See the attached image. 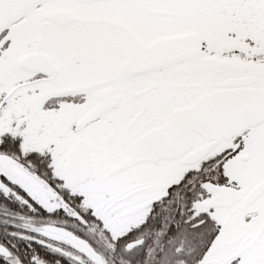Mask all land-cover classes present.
Returning <instances> with one entry per match:
<instances>
[{"label": "snow or ice", "instance_id": "6c2138e0", "mask_svg": "<svg viewBox=\"0 0 264 264\" xmlns=\"http://www.w3.org/2000/svg\"><path fill=\"white\" fill-rule=\"evenodd\" d=\"M0 264H264V0H0Z\"/></svg>", "mask_w": 264, "mask_h": 264}]
</instances>
